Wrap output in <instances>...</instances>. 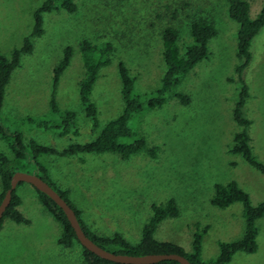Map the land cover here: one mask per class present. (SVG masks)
Returning a JSON list of instances; mask_svg holds the SVG:
<instances>
[{
  "label": "rangeland",
  "instance_id": "1",
  "mask_svg": "<svg viewBox=\"0 0 264 264\" xmlns=\"http://www.w3.org/2000/svg\"><path fill=\"white\" fill-rule=\"evenodd\" d=\"M44 0H0V53L9 56L31 32L33 12ZM254 18L263 0H247ZM74 13L57 10L42 15L44 33L31 37L33 51L20 56V66L5 88L0 126L21 132L25 139L57 150L69 144L93 140L100 129L122 110L117 62L122 61L134 78V91L153 94L159 87L165 66L161 31H177L182 54L191 43L189 23L203 17L216 34L208 44V57L198 62L181 80L176 90L190 102L174 98L160 108L134 114L131 128L158 147L156 158L144 153L124 160L113 153H78L72 156L40 155L50 179L82 211V218L99 235L121 233L135 243L148 220L152 203L173 198L179 210L166 218L155 232L160 241H171L190 250L192 234L206 227L200 258H215L219 242L233 241L243 234L242 205L224 209L210 203L213 187L231 180L249 195L252 205L264 201V175L249 166L240 154H232V136L238 130L232 109L240 88L235 72L238 23L227 15L226 0H75ZM87 39L93 44H112L111 63L101 68L91 91L98 109V127L85 117L78 98V81L83 63L77 44ZM73 49L72 57L59 79L56 102L61 111H74L78 133L61 136L60 118L49 111L52 69L63 48ZM250 61L243 71L247 98L243 114L250 121L251 152L264 163V25L252 38ZM42 118L44 128L20 120ZM56 127V128H52ZM9 143L0 136V152L13 158ZM30 155L21 160L18 171H33ZM21 198L20 213L28 225L4 220L0 229V264H86L82 249L57 243L60 227L37 200L28 183L16 187ZM257 251L237 252L227 264H264V216L255 221Z\"/></svg>",
  "mask_w": 264,
  "mask_h": 264
},
{
  "label": "trees",
  "instance_id": "2",
  "mask_svg": "<svg viewBox=\"0 0 264 264\" xmlns=\"http://www.w3.org/2000/svg\"><path fill=\"white\" fill-rule=\"evenodd\" d=\"M227 15L238 23L236 33V56L240 60L235 68L240 88L238 98L232 109V119L238 130L232 136V145L229 152L240 154L243 160L252 168L264 175V163L259 162L253 156L250 146L248 127L250 121L243 114V106L247 98V86L243 78V71L250 61V44L252 38L264 25V0L259 12L254 18L249 16V2L247 0H226ZM64 10L74 13L77 9L75 0H44L33 12V24L31 32L24 37L22 45L14 48L9 56L0 53V113L4 101L5 88L10 81L12 72L20 66V56L30 54L33 51L31 37H40L44 33L42 27V15L57 10ZM188 33L191 36V43L185 46L182 54L179 53L177 45V31L172 27H165L161 31L162 56L165 70L161 77L159 87L152 95L142 99L144 95L134 91V78L129 74L126 65L120 60L117 62V75L120 82V98L122 101L121 112L108 121L99 131L97 136L85 143L69 144L62 150L51 146L39 144L33 139L26 140L21 132H9L0 126V136L9 143L13 152V158H8L0 152V201L5 191L9 188L10 178L15 171H18V163L27 158L33 162L34 170L26 171L42 178L73 210L84 234L99 247L116 254L144 255L151 253H176L184 256L191 264H227L231 257L237 252L252 254L257 251V228L255 221L264 216V201L252 205L249 195L231 180L225 184L217 183L213 187V194L210 199L212 206L224 209L232 203L238 202L242 205V218L244 230L241 237L230 242H219L218 255L207 261L200 258L201 240L206 232V227L196 229L192 234L190 250L185 251L180 245L171 241H160L155 238L158 225L166 218H175L179 214L176 202L173 198L164 203H152L151 214L143 224L140 231V238L137 242L128 241L121 233L115 232L112 235H99L94 232L82 218V211L69 200L68 191L59 189L50 179L45 166L37 161L40 155L72 156L78 153H113L126 160L130 156L144 153L150 158H156L158 147L150 145L145 136L139 135L129 125L131 117L146 110H152L163 106L169 98L178 100L181 104L187 105L190 98L187 94L177 91L183 77L194 68V66L208 57L207 44L215 36L216 29L211 22L203 17H196L189 23ZM83 63V75L78 81V98L85 117L90 120L93 128L98 127V109L91 99V91L99 77L101 68L111 63L110 53L112 44L102 42L93 44L87 39L77 44ZM73 49L70 46L63 48L62 56L52 69L51 93L48 102L49 111L57 114L60 118L59 135L63 136L70 131L76 135L78 128L76 124V113L74 111H61L56 102V89L59 79L68 66L72 57ZM29 122L33 127L44 128L46 121L42 118L26 116L20 120ZM52 128H56L53 127ZM57 129V128H56ZM25 172V171H24ZM23 182H18L16 187ZM37 200L45 211L53 218L60 227V235L57 243L65 248L77 244L82 249V258L86 264H124L102 259L94 253L82 247L76 239L74 230L70 226L62 209L46 194L35 189ZM21 198L16 193V188L11 192L9 205L6 207L0 218V229L3 221L8 219L16 224L28 225L30 220L19 211ZM153 264H179L174 260H163Z\"/></svg>",
  "mask_w": 264,
  "mask_h": 264
},
{
  "label": "water",
  "instance_id": "3",
  "mask_svg": "<svg viewBox=\"0 0 264 264\" xmlns=\"http://www.w3.org/2000/svg\"><path fill=\"white\" fill-rule=\"evenodd\" d=\"M18 182L28 183L34 189L46 194L50 199H52L56 205L62 209L68 222L70 223V226L74 230L79 244L102 259L124 264H153L163 260H174L179 264H191L184 256L176 253H151L136 256L116 254L99 247L84 234L73 210L69 207V205L42 178L33 173L15 171L12 174L9 188H7L0 201V218L2 217L6 207L9 205L11 192L16 188Z\"/></svg>",
  "mask_w": 264,
  "mask_h": 264
}]
</instances>
